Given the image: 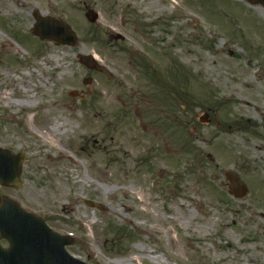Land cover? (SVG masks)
I'll use <instances>...</instances> for the list:
<instances>
[{"label":"rangeland","instance_id":"1","mask_svg":"<svg viewBox=\"0 0 264 264\" xmlns=\"http://www.w3.org/2000/svg\"><path fill=\"white\" fill-rule=\"evenodd\" d=\"M35 11L68 22L78 43L30 40ZM0 15L10 28L0 31V146L27 159L24 186L0 187V197L73 236L68 251L88 264H264L261 5L2 0ZM4 36L20 45L7 41L10 55L1 51ZM81 55H96L101 71L88 70ZM175 74L193 104L175 101L176 113L163 90ZM23 102L31 104L16 105ZM227 172L246 184L242 198L229 195Z\"/></svg>","mask_w":264,"mask_h":264},{"label":"water","instance_id":"2","mask_svg":"<svg viewBox=\"0 0 264 264\" xmlns=\"http://www.w3.org/2000/svg\"><path fill=\"white\" fill-rule=\"evenodd\" d=\"M248 2L252 5L262 4L264 6V0H248ZM97 18V15L93 14L91 21L95 22ZM49 25L52 27L39 18L36 33L41 38L43 36L53 38L64 45L76 43V35L69 31L65 23L51 20ZM81 61L89 69H96V62L92 57L82 56ZM85 83H91V79H87ZM71 94L76 96L77 92ZM22 163L21 157L12 156L8 151L0 149V184L8 187H21L19 177ZM227 177L232 181V193L237 197H242L246 191L244 184L231 173H227ZM88 205L95 206L91 202H88ZM1 206L0 233L9 240L11 246L7 250L0 247L2 264H24L26 258L29 260L36 258L38 264H84L69 256L65 251V246L73 244L72 239L52 232L42 219L25 212L8 198L1 200Z\"/></svg>","mask_w":264,"mask_h":264},{"label":"bare ground","instance_id":"3","mask_svg":"<svg viewBox=\"0 0 264 264\" xmlns=\"http://www.w3.org/2000/svg\"><path fill=\"white\" fill-rule=\"evenodd\" d=\"M7 39V38H6ZM5 49H3V52L4 53H6V54H10V53H13L14 51H13V49L11 48V46L9 45V44H5ZM16 54V53H15ZM96 58L98 59V57L96 56ZM54 60V57L53 56H50V59H49V61L51 62V61H53ZM44 85H48V82L47 81H45L44 82ZM29 102H31V101H29ZM34 101L32 100V102L31 103H33ZM31 103H28V102H23V103H21V104H19L18 103V106H29ZM62 127V125H60V124H58V125H56V126H54L53 127V130H59L60 131V128ZM32 128H33V125H32ZM99 179H100V181H102L103 180V176H100L99 177ZM84 181H86V179H84ZM241 206H242V204H240ZM166 234L169 236V232H166ZM158 262L160 263V264H167V262L165 261H160V260H158Z\"/></svg>","mask_w":264,"mask_h":264}]
</instances>
